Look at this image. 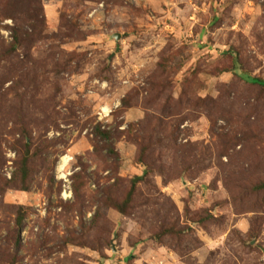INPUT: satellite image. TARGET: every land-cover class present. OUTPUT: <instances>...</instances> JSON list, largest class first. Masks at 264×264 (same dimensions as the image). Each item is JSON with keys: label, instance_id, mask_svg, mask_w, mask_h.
<instances>
[{"label": "rangeland", "instance_id": "374dc122", "mask_svg": "<svg viewBox=\"0 0 264 264\" xmlns=\"http://www.w3.org/2000/svg\"><path fill=\"white\" fill-rule=\"evenodd\" d=\"M12 4L0 264H264V0Z\"/></svg>", "mask_w": 264, "mask_h": 264}, {"label": "trees", "instance_id": "16d2710c", "mask_svg": "<svg viewBox=\"0 0 264 264\" xmlns=\"http://www.w3.org/2000/svg\"><path fill=\"white\" fill-rule=\"evenodd\" d=\"M2 1L4 3L6 2L7 6L9 5L10 2H12L13 4H12L11 7H13V5H17L18 1H21V3H19L16 6V8H27L29 6V3L32 2V4H30V5H34L35 7H40V9H43L42 0H23V1L22 0H2ZM26 2H28V6L25 5ZM16 8H15V10H16ZM33 13H35V14H33ZM25 15H26L25 18H26L27 22L31 23L30 29L32 31V34H30L28 32H24V31H15V34H14V37H13V47L12 48L18 47V46L20 47L26 41H27L26 43H28V42H33L34 40L38 39V37L40 36V33H38L39 27L43 28L45 26L44 25L45 21L43 19H41L40 12H32L31 13V11L29 9V12H27V14L25 13ZM252 84L264 88V81H262L260 79H253L252 80ZM99 136L100 137H104V134H99ZM27 168H28V160L23 162V167H22V170H21L23 175L27 173ZM148 174H149V172L146 171L144 176L147 177ZM141 180H142V178L134 179L133 180V186H135V184L138 183ZM254 190L257 191V192H264V182L261 183V184L256 185L254 187ZM131 195L129 196V200L131 198ZM126 202H127V200H126ZM115 208L118 211L123 212V207H120V206L117 205V207H115Z\"/></svg>", "mask_w": 264, "mask_h": 264}, {"label": "bare ground", "instance_id": "6f19581e", "mask_svg": "<svg viewBox=\"0 0 264 264\" xmlns=\"http://www.w3.org/2000/svg\"><path fill=\"white\" fill-rule=\"evenodd\" d=\"M67 165V159H64L61 166L59 167V172H63Z\"/></svg>", "mask_w": 264, "mask_h": 264}, {"label": "water", "instance_id": "95a60500", "mask_svg": "<svg viewBox=\"0 0 264 264\" xmlns=\"http://www.w3.org/2000/svg\"><path fill=\"white\" fill-rule=\"evenodd\" d=\"M115 39H116V40H119V36H116Z\"/></svg>", "mask_w": 264, "mask_h": 264}]
</instances>
